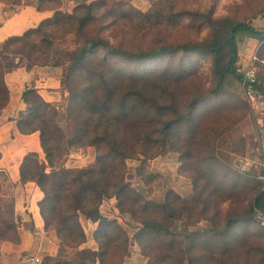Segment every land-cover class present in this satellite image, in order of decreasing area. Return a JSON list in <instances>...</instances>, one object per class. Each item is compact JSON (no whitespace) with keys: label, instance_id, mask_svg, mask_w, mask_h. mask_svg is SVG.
Masks as SVG:
<instances>
[{"label":"rangeland","instance_id":"rangeland-1","mask_svg":"<svg viewBox=\"0 0 264 264\" xmlns=\"http://www.w3.org/2000/svg\"><path fill=\"white\" fill-rule=\"evenodd\" d=\"M91 1L75 0L77 5ZM63 2L60 1L59 10L71 13L72 10L67 11V2ZM106 6L116 13L96 24L101 28L100 35L112 46L131 51L203 42L210 36L211 20L245 22L257 30H264V0H106ZM12 13L15 12H4L2 20ZM141 13L147 18L139 16ZM64 40V43L57 41L55 44L72 46V36ZM19 58H8V65L13 66V61L17 63ZM112 62L119 71L146 74V78L138 80L142 81L138 85L143 86L141 93L146 112L137 110L121 126L120 134L129 144L141 140L145 143L141 151H145L151 145L147 138L158 127L157 120L167 122L176 115L183 117L180 123L172 126L159 154L155 153V157L146 161L141 154H133L125 161L130 185L139 195L133 194L131 200L139 205L145 201L159 203L168 191L185 202L192 197L197 200L191 203L192 211L176 222L173 232L177 236H161L146 258L141 255L140 246L134 243V235L141 225L129 213L119 212L114 198L103 201L99 207L102 216L116 220L132 241L128 246L130 255L124 258L123 264H179L181 260L184 264H259L264 259V226L255 220L254 214L251 218L249 211L263 186L257 180L255 169L249 175H242L233 167L236 159L254 160L264 148V135L258 131L263 112L255 95L230 75L224 77L219 91L214 93L218 78L208 55L179 52L143 64ZM22 63L25 66V61ZM235 68L241 75L251 68L256 82L264 84V41L238 35ZM64 91L65 98L56 106L58 125L66 131L70 95L67 89ZM154 103L164 108L161 118L154 116ZM95 157L96 150L92 147L74 148L54 166L83 169L91 166ZM38 160L46 164L41 151ZM142 161L145 162L144 173L140 176L137 169ZM49 171L46 167L45 172ZM5 183L6 175L2 173L0 195ZM5 204L0 201L6 216L9 208ZM78 222L86 236L85 242L77 248L63 247L64 252H60L54 231L43 228V235L39 237L32 223L19 219V238L20 231L26 232L23 235L24 242L29 245L28 251L19 254L13 251L18 250L21 240L19 244L0 240V256L3 253L8 256L6 262L16 264H29L30 257L39 259L36 264L74 262L79 258L78 251L98 250L93 236L97 223L82 215ZM5 244L12 247L10 252L3 251ZM114 244L110 246L112 249ZM116 244L121 246L120 242ZM169 245H173V250L168 249ZM113 250V255L121 256L116 253L117 249Z\"/></svg>","mask_w":264,"mask_h":264},{"label":"trees","instance_id":"trees-1","mask_svg":"<svg viewBox=\"0 0 264 264\" xmlns=\"http://www.w3.org/2000/svg\"><path fill=\"white\" fill-rule=\"evenodd\" d=\"M0 2L5 6L4 12H16L22 5V0ZM59 5V0H37L36 9H53V16L20 36L7 38L0 45V112L8 103L4 75L14 70L22 60L25 61L26 69L33 66L61 67L62 87L70 95L66 107L69 127L63 131L58 125L56 104L43 101L33 88L26 87L23 90L21 100L25 109L17 115L16 127L23 135L38 132L46 164L39 162L36 153L25 155L19 169L20 181L32 182L41 191L42 198L37 205L43 228L45 231H54L60 252H64L63 247L77 248L85 242L86 236L79 225V216L97 223L93 236L98 250H80L76 261H64L62 264H123L124 258L130 255L128 246L132 245V241L125 231L116 220L102 216L99 211L102 202L111 198L117 201L119 212L129 213L141 225L134 235V243L140 246L141 255L146 258L151 255L150 250L161 236H177L173 232L176 222L182 220L183 214L192 211L194 207H191V203L197 200L192 197L189 202H185L174 192L168 191L159 203L145 201L139 205L133 202L131 196L139 195L130 185L125 161L131 159L133 154H141L143 161L155 157V153L159 154L172 126L180 123L183 117L176 115L167 122L157 120L158 127L147 138L151 145L145 151H141L145 144L141 140L129 144L120 134L121 126L137 110L146 112L141 93L143 86L138 85L142 82L138 80L146 78V74L119 71L112 60L143 64L179 52L208 55L218 78L214 89V93H217L226 75L243 82V76L235 68L237 36L241 34L264 41V30H257L245 22L211 20L210 36L203 42L131 51L112 46L100 35L101 28L96 24L116 13L106 6V0L81 3L71 13L61 12L58 10ZM139 16L144 18L146 14L141 13ZM67 36H72L71 47L55 44L57 41L64 43ZM100 52L103 54L100 55ZM14 56L20 57L19 61H13L14 65L9 66L8 58ZM252 86L264 96L262 82ZM154 105V116L161 118L164 108ZM84 147L96 150L95 161L91 166L83 169L54 166L69 150ZM143 161L137 169L140 176L144 173ZM46 167L50 168L49 173L45 172ZM0 201H5V206L9 208L5 216L0 206V240L19 244V218L14 214L13 198L0 195ZM254 208L264 214V190L254 198L249 211L251 218ZM116 242H120L121 246L118 247ZM112 244L121 256L111 253L114 251L110 247ZM168 249L173 250V245H169ZM47 260L50 262L49 258ZM179 264L184 262L181 260ZM259 264H264V259Z\"/></svg>","mask_w":264,"mask_h":264},{"label":"crops","instance_id":"crops-1","mask_svg":"<svg viewBox=\"0 0 264 264\" xmlns=\"http://www.w3.org/2000/svg\"><path fill=\"white\" fill-rule=\"evenodd\" d=\"M60 1L67 2L68 12L77 5L75 0ZM36 3L37 0H24L22 6L3 21L2 15L5 6L0 2V45L7 38L20 36L28 29L36 27L42 21L53 16V9L39 11L35 7ZM61 81L62 69L60 67L33 66L26 69L23 63L18 64L14 70L4 75V83L8 90V103L0 112V174L6 175L5 187L2 188L1 186V189L4 190L1 195L13 198L15 216L23 223L27 221L32 223L35 234L39 237L44 232L42 230L43 221L37 205L42 198V193L32 182L21 183L19 175L23 157L29 153L39 155L40 151L42 152L39 134L38 132L27 135L21 134L16 127V118L19 112L25 109L21 95L26 87L33 88L43 101L57 104L66 95ZM25 233L20 231L21 243L18 245V250H13L17 254L24 253L29 249V245L24 242ZM29 234L31 235L30 232ZM7 245L3 246L4 252H10L12 249L11 246ZM7 257L2 253L0 262L2 264L17 263L6 262Z\"/></svg>","mask_w":264,"mask_h":264},{"label":"built area","instance_id":"built-area-1","mask_svg":"<svg viewBox=\"0 0 264 264\" xmlns=\"http://www.w3.org/2000/svg\"><path fill=\"white\" fill-rule=\"evenodd\" d=\"M242 76L243 83H246V86L249 88L250 92L255 95L257 99L256 102L259 104V107L263 112V120L258 124V131L261 135H264V96L257 90H255L252 86L257 82L255 72L251 68L247 69ZM233 167L236 171L243 174H248L252 169H255L257 180L262 184L264 190V148L261 149L259 156H257L254 160L247 158L236 159L233 163ZM253 213L255 220H257L261 225L264 226V214L256 208H254ZM27 263L36 264L39 263V259L30 257V259L27 260Z\"/></svg>","mask_w":264,"mask_h":264}]
</instances>
